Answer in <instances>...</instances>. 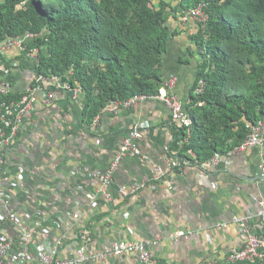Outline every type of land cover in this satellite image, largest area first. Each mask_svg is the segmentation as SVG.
<instances>
[{
  "label": "crops",
  "instance_id": "0c3cea01",
  "mask_svg": "<svg viewBox=\"0 0 264 264\" xmlns=\"http://www.w3.org/2000/svg\"><path fill=\"white\" fill-rule=\"evenodd\" d=\"M165 1L172 5L177 2ZM177 17L168 19L174 33L162 56L161 86L180 99L185 109L201 57L192 38L198 32L197 22L180 17V13ZM3 76L12 82L13 89L21 92L28 89L32 79L29 72L21 70H8ZM78 107L63 91L47 105L39 97L35 108L24 112L6 151L9 176L23 168L27 186L36 183V175L31 171H40L51 163L46 169L51 178L44 182L47 186L42 187V183L36 189H27L39 199L34 197L31 205L27 204L24 182L16 189L9 207L20 214L28 212L36 219L42 211L51 218L66 214L60 228L53 227V222L41 227L30 222L37 241L46 246L57 243V255L66 257L80 246L97 254L117 241L157 240L151 249L155 264L227 263L228 255L241 246L242 236L236 225L224 227L222 223L229 222L233 215L254 212L257 200L264 199V178L259 175L264 146L221 155L216 166L187 164L181 171H172L167 178L152 184L148 180L153 168L164 167L166 161L173 159L169 147L179 131L166 105L146 100L117 111L103 109L90 126L82 122ZM142 122L147 126L142 129L139 145L146 159L132 153L125 156L108 186L112 194L109 200L98 189L99 183L94 184L85 171L105 170L128 131ZM133 183L143 186L126 198L118 193L120 185ZM3 212L0 206V215ZM77 213L79 217H73ZM253 224L255 230L264 231L263 219H255ZM7 228L11 236L17 237L13 223L9 222ZM186 228L194 231L188 238L169 236ZM88 264L136 263L126 255H107Z\"/></svg>",
  "mask_w": 264,
  "mask_h": 264
},
{
  "label": "trees",
  "instance_id": "16d2710c",
  "mask_svg": "<svg viewBox=\"0 0 264 264\" xmlns=\"http://www.w3.org/2000/svg\"><path fill=\"white\" fill-rule=\"evenodd\" d=\"M176 1L172 5L165 0H0V45L31 33L34 38L24 44L27 49H39L34 65L24 52L0 51V81H10L3 76L8 70L58 76L62 84L79 88L82 122L90 126L111 100L158 93L164 81L162 56L174 33L169 17L178 19L179 13L184 17L187 10L204 2L206 27L199 26L192 36L201 62L185 105L192 123L177 126L169 153L182 166H207L216 153L226 155L239 145L264 116V0ZM200 79L204 88L196 94ZM35 85L31 80L29 87ZM43 88L63 91L71 98L68 89L46 83ZM24 92L12 86L7 94L0 93V105L19 102ZM43 171L34 172L35 180L51 181L48 170L38 177ZM8 223L0 218V227ZM13 239L19 248L20 239Z\"/></svg>",
  "mask_w": 264,
  "mask_h": 264
},
{
  "label": "built area",
  "instance_id": "2783aa9c",
  "mask_svg": "<svg viewBox=\"0 0 264 264\" xmlns=\"http://www.w3.org/2000/svg\"><path fill=\"white\" fill-rule=\"evenodd\" d=\"M207 4L202 2L196 7L191 8L185 12L184 19H194L201 28L206 27V21L208 15L206 13ZM34 35L31 33H26L23 36H17L14 38H8L4 40L0 45V51L3 54L6 53H20L24 52L25 58L32 64L38 62L39 49L37 47L26 48L24 44L27 40L33 39ZM10 55V54H9ZM18 61L14 60L15 65ZM32 75V79L36 82V85L32 88L28 87L26 92L21 95L19 102L10 101L2 102L0 105V206L3 207L4 212L1 213L0 218H4L9 222L13 223L17 228L18 238L20 239L19 248L15 247V240L11 235L7 227H0V264H88V262L103 259L107 255L122 256L126 255L136 264H155V258L152 255V246L157 244V240H125L114 242L110 247H105L97 254H92L87 251L84 246H80L75 250V252L66 257H60L57 255L58 244L54 243L50 246H46L43 243H39L36 239V235L33 233L34 227H41L44 223L48 226L50 223L53 227L60 228L64 225L66 214L61 213L52 218L46 214L44 211L40 212L39 215L33 218L28 212L18 213L10 209V204L14 198L17 188H21L22 184L25 182V173L23 168L20 172H17L13 177L9 176V167L6 163V151L9 149L13 138L15 137L24 112L27 109H34L37 99L41 97L43 105H47L55 100L59 91H54L53 89L46 90L43 88V84H50L56 88H65L70 90V100L82 107V103L79 99V88H71L68 85L61 83L58 76L46 77L42 74L34 73L31 69L25 70ZM204 88V80L200 79L195 88V93H202ZM12 89V83L10 81H0V93L7 94ZM146 100H158L163 102L169 110L170 118L172 121L176 122L179 126H190L192 123L191 117L185 111L183 103L175 95L170 94L165 86H161L157 94L148 95L140 94L130 97L125 100L116 99L108 102L104 109L110 111H117L122 107H130L136 102H143ZM199 104H202L199 102ZM16 106L20 107V110H16ZM97 116L94 118L96 122ZM147 126V123L142 122L139 124H134L132 128L128 131L127 135L122 139L118 146V150L114 153L113 158L107 168L102 171H89L86 170L85 173L88 178L99 183L98 189L102 191L105 198L111 199L112 194L108 191V186L113 181L115 173L121 167L123 159L125 156L132 153L137 156H141L146 159V155L141 150L139 145V140L142 138V129ZM9 129V133H7ZM263 147L264 146V116L256 121L255 124L251 126L249 133L246 135L244 140L236 145L229 154H234L245 150L248 147ZM191 153V151H189ZM193 155V154H192ZM221 155L216 153L208 162L207 166H216L220 162ZM50 165V164H49ZM187 165V164H185ZM184 165V166H185ZM48 167L45 165L41 170H46ZM182 170L181 162L174 158L166 161V166H155L153 168V173L151 178L148 180L160 181L164 177H168L169 173L172 171ZM37 171H31L34 173ZM44 171L38 177L42 178ZM259 175L264 178V160L259 165ZM44 179V177H43ZM41 179V180H43ZM39 180V179H38ZM41 180L33 184L36 189L38 184H42ZM146 183V182H145ZM173 180H168V185L171 187ZM153 184V183H152ZM42 187L44 184L41 185ZM142 183L133 184H123L118 188V193L121 196H130L135 194L141 187ZM153 187V186H152ZM28 196L26 201H29L31 197H37V194L31 195L27 190L28 188H23ZM89 198H93L92 194H88ZM39 199V198H38ZM32 201L34 199H31ZM43 210V209H42ZM73 217L78 218L79 214H73ZM54 218V219H53ZM264 220V199L260 198L257 200V209L252 213H246L241 215H233L229 222L222 223V226L226 227L228 224L236 225L239 233L242 236V244L238 249L231 252L226 258V262L229 264L235 263H256L257 261L264 264V231L255 230L253 224L255 219ZM30 222H33L34 227L30 226ZM194 231L191 228H186L185 230H177L171 233L169 236L178 238H188ZM84 235H82V238ZM59 243V241H58ZM34 247V251L32 248Z\"/></svg>",
  "mask_w": 264,
  "mask_h": 264
},
{
  "label": "clouds",
  "instance_id": "9594fccd",
  "mask_svg": "<svg viewBox=\"0 0 264 264\" xmlns=\"http://www.w3.org/2000/svg\"><path fill=\"white\" fill-rule=\"evenodd\" d=\"M207 15H208V14H207ZM193 20H194V19H193ZM194 21H195V20H194ZM206 22H207V21H206ZM197 24H198V23H197ZM199 26H200V25L198 24V28H199ZM202 29H203V28H202Z\"/></svg>",
  "mask_w": 264,
  "mask_h": 264
}]
</instances>
